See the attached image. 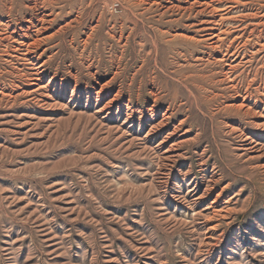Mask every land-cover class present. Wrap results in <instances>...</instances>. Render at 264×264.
<instances>
[{
  "label": "rangeland",
  "instance_id": "rangeland-1",
  "mask_svg": "<svg viewBox=\"0 0 264 264\" xmlns=\"http://www.w3.org/2000/svg\"><path fill=\"white\" fill-rule=\"evenodd\" d=\"M36 1L0 0V27L20 38L43 12L33 13ZM195 1L50 0L43 37L71 26L38 50L39 86L28 80L33 65L0 52V264H264V117L231 134L239 122L225 107L243 100L218 83L223 54L198 48L174 61L166 46L154 51L156 15ZM240 1L264 14V0ZM123 24L134 35L122 36ZM242 71L245 104L262 112L264 49ZM154 75L170 87L158 104ZM213 75L214 90L185 81ZM52 79L66 92L44 89ZM167 111L173 119L158 127ZM248 135L260 143L253 151Z\"/></svg>",
  "mask_w": 264,
  "mask_h": 264
},
{
  "label": "bare ground",
  "instance_id": "bare-ground-1",
  "mask_svg": "<svg viewBox=\"0 0 264 264\" xmlns=\"http://www.w3.org/2000/svg\"><path fill=\"white\" fill-rule=\"evenodd\" d=\"M55 4H56L55 2H50V0L36 1L34 8H32L33 13L41 10H43V12L41 15H36V17H33L32 21H30L31 27H27L26 30L23 28L24 29L23 31L25 33L24 35L19 34L20 38H18L17 36L18 32L15 31L16 29L14 31H10L11 25L3 26L5 29L1 28L2 26L0 27V52L6 55H11L12 56L11 58H15L19 61L20 60L25 61V63L34 66L33 68L35 72L29 75L31 78H28V80L31 81L32 83L31 86H39L42 83L44 78L43 75L45 74L44 67L46 63L38 64V61L40 60V58H42L45 55L46 52L41 54L40 57L36 58V54L38 50L41 48L43 44L47 43V41L52 40L53 37L57 35H61L62 32H64V30L66 29V27L71 26L69 23L68 25L60 29L57 32V34L52 35L50 37L49 36L43 37V34L48 30L47 25L51 26L54 23L53 20L49 19L51 16H53L54 12H51L49 14H47L46 12L49 11L50 8L53 9V5ZM152 4L156 5L157 7L163 6V4L160 3V1L159 2L156 1ZM254 6H260V5H257L253 1L251 3L249 1L243 3L240 0H202V1L199 0L190 3L189 7H183L181 4H175V2H171V6L165 7L164 12H160L156 15V17H158L157 20L152 21L150 23L155 26L154 27L155 29L154 28L151 29H154L153 45L156 55H159L161 51H163V46H166L168 49L171 50V53L173 54L172 59H174V61H176L177 57L179 56L181 57L183 56L185 57V59L192 57L198 48L205 49L206 51H213L219 54H223L222 58H220L217 61V63L220 65V67H222V71L219 74L222 77H224L225 80L219 81L218 83L228 82L229 86L228 88L225 89V91H231L234 94H236V96L238 95L240 99L243 100V103L240 105L237 106L226 105V107L225 106L223 107L226 108L225 112L236 117L239 122V127L233 128L231 130V134L239 133L241 134L242 137L246 136V128L244 126V122L246 120L252 118L256 119V118L264 117V110L262 112L257 111L259 106L256 101L252 104V106L245 104L246 102H249L252 95L251 93H249V89L246 90L245 94L242 93L241 90L242 88L240 84H243V82H241L240 79L243 77V74L245 72L242 71L241 73L238 74V72L241 69L246 70L248 66L253 64L256 56L259 53H261L262 49H264V45H261L262 49L256 50L254 53L249 54L250 50L257 45H260L261 40L264 39V35L259 30L261 27L264 26V23H262V20L264 19V14L263 15L261 14V7L255 8ZM178 14H180L181 16L180 19H176V20L171 19V17L177 16ZM192 16L195 18V20L192 22L189 21L190 23L185 25L183 32L189 34L194 29L195 30L194 33L196 34L195 35L196 37H189L184 33H179V32L174 35L172 34L174 28H177L174 27V24L178 25V23L182 21L191 20L190 18ZM186 17H188L187 20H182L185 19ZM167 18H170V20L166 21ZM99 23L100 26L101 21ZM33 28H34V33L31 34V30ZM127 28H125L124 24L120 27L121 30L120 32L122 33V36L124 30ZM128 29L131 30L130 36H132L134 35V32L137 30V26H135L134 29L133 28L132 29L128 28ZM130 36H128L129 39ZM87 43L88 41L86 42V44ZM14 44H16V46ZM127 45L128 44L124 45V47ZM12 51L14 53H17L18 55H12L10 53ZM248 74L246 76H248ZM214 77H215L214 75L211 77L189 76L186 77L185 81L188 82L189 85L193 87L196 91H198V86L203 83H206L207 87H210L212 90H214L216 88L215 86H213L216 84L214 82L215 80ZM205 79L206 82L204 81ZM157 80L158 77H155L154 75L151 83L154 85L155 90L150 93V96L154 97L155 102L158 104L161 98H165V96L161 97L162 94L165 93L170 94L169 92L170 87L168 86L164 87L162 85H159V81ZM110 83L111 82H109L105 86L110 85ZM212 83L214 84L212 85ZM53 85H54L55 94L57 92H59L60 94L66 92L65 89L58 88L59 86L55 84V79H52L49 82V84L44 87V89L51 88L53 87ZM201 88H203V85ZM191 95L188 96L187 101L189 103H192L194 101L198 102V98L196 97L197 94L195 95V93L194 94L191 93ZM215 96L217 98L220 96V94L219 95L217 94ZM101 97L102 96L99 95V98ZM168 102H169L168 111L174 112L177 107L178 99L175 97L173 98L170 97ZM168 111L165 115H163V120L158 127L168 126V121L173 119L174 114L169 115ZM186 122L187 119L183 120L181 124L177 127V129H175L174 131L175 132L179 131V129H181L186 124ZM258 126L264 127V124H260ZM187 132H191V131L188 130ZM245 138H246L245 139L246 146H248V148L246 147L247 148L246 151L248 150L253 151L257 149L258 145H260V143L255 140L254 136L250 137L248 135ZM252 144H255V146L249 148V146H251ZM235 167L237 166L235 165ZM199 199L200 198H198L197 200Z\"/></svg>",
  "mask_w": 264,
  "mask_h": 264
}]
</instances>
